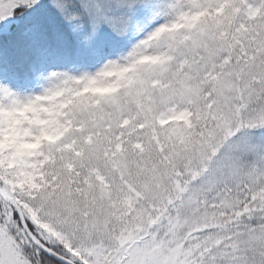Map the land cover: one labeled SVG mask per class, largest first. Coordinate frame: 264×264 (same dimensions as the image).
Instances as JSON below:
<instances>
[{
  "label": "snow or ice",
  "instance_id": "6c2138e0",
  "mask_svg": "<svg viewBox=\"0 0 264 264\" xmlns=\"http://www.w3.org/2000/svg\"><path fill=\"white\" fill-rule=\"evenodd\" d=\"M0 264H264V0H0Z\"/></svg>",
  "mask_w": 264,
  "mask_h": 264
}]
</instances>
